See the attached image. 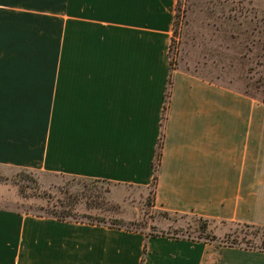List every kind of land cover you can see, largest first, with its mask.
<instances>
[{"label": "crops", "instance_id": "0c3cea01", "mask_svg": "<svg viewBox=\"0 0 264 264\" xmlns=\"http://www.w3.org/2000/svg\"><path fill=\"white\" fill-rule=\"evenodd\" d=\"M59 1H0L61 9L60 68L0 54V168L103 180L123 202L152 185L163 136L155 207L264 227V100L175 67L164 118L178 0ZM0 264H264V249L0 207Z\"/></svg>", "mask_w": 264, "mask_h": 264}, {"label": "rangeland", "instance_id": "374dc122", "mask_svg": "<svg viewBox=\"0 0 264 264\" xmlns=\"http://www.w3.org/2000/svg\"><path fill=\"white\" fill-rule=\"evenodd\" d=\"M12 3V0H0ZM259 3L262 0H257ZM22 5L59 0H21ZM3 7L0 54L4 68H60V11L54 8ZM170 45L174 67L234 85L264 100V10L248 0H178ZM44 76L45 73H37ZM110 182L29 169L0 168V207L36 215L73 210L77 220L197 237L204 219L155 207L152 185L132 190L123 202L110 197ZM119 193V194H118ZM70 207L69 205H73ZM70 217H74L71 215ZM208 231L227 242L264 248V234L243 224L208 221ZM205 234V233H204Z\"/></svg>", "mask_w": 264, "mask_h": 264}, {"label": "trees", "instance_id": "16d2710c", "mask_svg": "<svg viewBox=\"0 0 264 264\" xmlns=\"http://www.w3.org/2000/svg\"><path fill=\"white\" fill-rule=\"evenodd\" d=\"M176 23V18L174 21V24ZM171 45V44H170ZM169 55H170V49H169ZM171 59V57H170ZM170 74H169V78H168V85H167V91H166V104L164 107V118H166V114H167V110L169 107V96L172 90V85H173V70L175 69V67L172 65V61L170 60ZM162 139L163 136H161L160 138V142L158 144V151H157V157L156 160L154 162V177H153V182H152V186L156 187L157 181H158V170H159V165L161 162V156H162ZM70 207H74L73 205H69ZM41 215H50V216H55L57 218L60 219H69V220H75V221H80L75 219L76 218V214H74L73 210H68V211H64V212H56L55 210H53L52 212H46V214H41ZM71 215H73L74 217H70ZM199 217V216H198ZM200 219H204L203 217H200ZM208 219H204V225L201 226L202 232L201 234H199V236L197 237H192L190 235L188 236H182V237H188L190 239H195V240H203V241H207V242H215L218 246H222V245H229V246H245L242 245L241 243H235V242H227L224 239H221L217 234L213 233L212 231H208ZM81 222H85V221H81ZM90 223H95V222H90ZM244 226L250 227V228H254V234L258 235L260 232H263L264 234V227L261 226H256V225H251V224H243ZM205 233V234H204ZM163 235H167L169 237H173V238H180L181 236H174V235H170L169 233H162ZM246 248H260V249H264L263 247L260 246H256V245H246Z\"/></svg>", "mask_w": 264, "mask_h": 264}]
</instances>
